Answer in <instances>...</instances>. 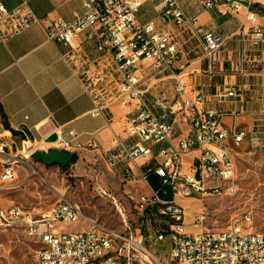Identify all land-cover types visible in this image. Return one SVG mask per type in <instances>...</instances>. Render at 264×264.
I'll list each match as a JSON object with an SVG mask.
<instances>
[{
  "label": "built area",
  "instance_id": "obj_1",
  "mask_svg": "<svg viewBox=\"0 0 264 264\" xmlns=\"http://www.w3.org/2000/svg\"><path fill=\"white\" fill-rule=\"evenodd\" d=\"M152 1L156 2L158 11L171 16L177 25L189 26L201 35L208 53L219 48L221 37L198 25L196 16L188 17L180 0ZM196 1L204 9L222 2L235 12L244 4H261V0ZM143 3L144 0H83L75 4L70 20H52L45 29L48 41L70 48L86 32L87 40L101 53L78 64L84 91L94 101L92 114L101 113L103 107L112 103L124 106L126 138L117 135L107 150L100 151L97 142L84 144L74 130L63 132L55 125L51 132L56 134L55 141H31L27 148L37 149L35 146L41 143L47 145L45 151L56 148L75 154L90 150L97 152L111 171H122L129 176L134 175L137 165L151 160V145L168 142L169 147L159 152L161 161L154 166L161 186L170 188L173 195L185 197L232 194L236 187V166L229 140L239 147L245 132L222 127L220 113L200 111L203 95L189 96L184 74L174 70L179 51L173 34L159 29L153 21L137 20L136 14ZM38 21L25 3L8 10L0 2V45L11 34ZM250 37L261 40L264 29L254 25ZM164 74H170L174 82L172 95L155 92ZM227 96H234V92L228 91ZM177 115L189 124V132L173 144ZM128 138L134 140L125 144ZM5 146L0 142V155L4 154ZM194 149L200 152L198 164L183 172L184 157ZM16 157L1 160L2 183L17 185H12L16 179ZM159 193L156 190L140 195L138 205L161 218L156 237L149 241L170 238L166 260L173 264H264V232L249 229L253 223L249 213L224 229L205 228L203 217H196L192 223L194 231L190 232L184 222V209L174 200L162 201ZM115 205L124 216L122 208ZM78 222H84L86 228L76 232L60 229L62 225ZM15 224H25L30 232L39 234L45 253L35 252V256H42V263L38 264H163L145 246L142 237L98 224L84 215L78 203L63 196L36 217L19 206L0 207V230Z\"/></svg>",
  "mask_w": 264,
  "mask_h": 264
},
{
  "label": "crops",
  "instance_id": "obj_2",
  "mask_svg": "<svg viewBox=\"0 0 264 264\" xmlns=\"http://www.w3.org/2000/svg\"><path fill=\"white\" fill-rule=\"evenodd\" d=\"M82 1L0 0L8 10L25 3L39 20L11 34L0 45V142L6 145L1 160L17 156L31 141L44 140L55 125L63 132L74 130L84 144L97 142L100 151L107 150L115 136L126 138L124 106L112 103L103 107L101 113L92 114L94 101L84 91L78 64L101 53L87 40L86 32L78 36L73 48L46 39L45 29L49 22L70 20L75 4ZM180 2L188 17L196 16L198 25L221 37L216 51L208 53L201 35L189 26L177 25L171 16L158 11L152 0H144L136 14L137 20L141 23L153 21L159 29L173 34L179 51L174 70L184 74L189 96L203 95L200 111L220 113L222 127L245 132L239 147L229 140L233 154L264 151V37L257 41L250 37L254 25L264 29V13L257 9L264 8V0L258 7L244 4L238 12L222 2L211 9L202 8L196 0ZM250 15L252 20H249ZM105 60L110 62L108 56ZM173 84L171 75L164 74L155 92L172 95ZM230 90L234 96H227ZM2 113L8 126L4 125ZM174 128L173 144L188 134L189 124L177 115ZM133 140L128 138L125 144ZM168 147V142L151 145V160L137 165L134 170V174L143 177L147 193L158 190L161 185L154 166L161 161L160 150ZM80 153L99 155L90 150L75 154ZM199 155L197 149L185 155L183 172L198 164ZM168 195L170 197H166ZM160 199L178 203L184 209L187 230L194 231L192 223L198 217L194 200L197 198L173 195L168 188Z\"/></svg>",
  "mask_w": 264,
  "mask_h": 264
},
{
  "label": "rangeland",
  "instance_id": "obj_3",
  "mask_svg": "<svg viewBox=\"0 0 264 264\" xmlns=\"http://www.w3.org/2000/svg\"><path fill=\"white\" fill-rule=\"evenodd\" d=\"M36 147L27 148V154H31L32 150L47 149V145L41 143ZM233 155L236 166L235 191L221 196H192L197 198L194 202L198 217H203L205 228L224 229L249 213L253 217L249 229L264 232V151ZM16 159L14 184L17 185L0 181V207L19 206L36 217L38 212L51 207L63 196L78 203L84 215L98 224L142 237L145 246L157 254L163 264H173L165 259L171 246L169 237L149 241L156 237L155 230L162 222L160 217L146 213L138 205L140 195L151 194L146 192L147 186L140 174L128 176L119 171L113 172L103 158L94 153H80L77 161L66 171L57 165L45 166L31 157H25L23 152ZM2 169L0 159V174ZM167 190L168 187L162 188L160 196ZM115 204L122 208L124 216L118 212ZM84 228V222L60 227L67 232ZM148 235L150 238H146ZM39 248V234L30 232L25 224L0 230V264H38L35 252Z\"/></svg>",
  "mask_w": 264,
  "mask_h": 264
},
{
  "label": "water",
  "instance_id": "obj_4",
  "mask_svg": "<svg viewBox=\"0 0 264 264\" xmlns=\"http://www.w3.org/2000/svg\"><path fill=\"white\" fill-rule=\"evenodd\" d=\"M55 140H56L55 133L49 134L44 139L45 142H53ZM30 157L32 158V160L36 162H40L45 166L57 165L59 167H64L71 162L73 158V154L68 153L66 151H60L56 148H50L47 151H33L30 154Z\"/></svg>",
  "mask_w": 264,
  "mask_h": 264
},
{
  "label": "trees",
  "instance_id": "obj_5",
  "mask_svg": "<svg viewBox=\"0 0 264 264\" xmlns=\"http://www.w3.org/2000/svg\"><path fill=\"white\" fill-rule=\"evenodd\" d=\"M254 7H258V6L255 5ZM257 9H258V11H259L260 13H264V8H263V7H258ZM2 119H3L4 125H5V126H8L7 119H6V117H5V115H4L3 113H2ZM77 159H78V156H77L76 154H73V158H72L71 162L68 163V164H67L66 166H64V167H61V169L64 170V171L68 170V169L70 168L71 164L75 163V162L77 161ZM162 188H164V187L160 185L158 191H161ZM167 194H168V193H167ZM160 197H161V196H160ZM162 197H165V196L162 195ZM166 197H170V196L168 195V196H166ZM147 212H148V210H146V213H147Z\"/></svg>",
  "mask_w": 264,
  "mask_h": 264
},
{
  "label": "bare ground",
  "instance_id": "obj_6",
  "mask_svg": "<svg viewBox=\"0 0 264 264\" xmlns=\"http://www.w3.org/2000/svg\"><path fill=\"white\" fill-rule=\"evenodd\" d=\"M244 137H242V141H243ZM29 151V149L27 150V146L24 147L23 150H21V152H23L25 154V156H27V152ZM45 253V246H41V248H39L36 251V254H43ZM35 259L37 261V263H42V256H35ZM156 260H159L158 258H156Z\"/></svg>",
  "mask_w": 264,
  "mask_h": 264
}]
</instances>
